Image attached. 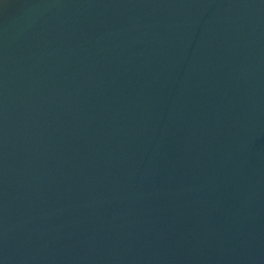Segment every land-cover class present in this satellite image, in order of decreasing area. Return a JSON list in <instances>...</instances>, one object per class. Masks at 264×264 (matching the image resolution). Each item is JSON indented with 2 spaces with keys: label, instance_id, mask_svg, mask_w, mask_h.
Here are the masks:
<instances>
[{
  "label": "water",
  "instance_id": "1",
  "mask_svg": "<svg viewBox=\"0 0 264 264\" xmlns=\"http://www.w3.org/2000/svg\"><path fill=\"white\" fill-rule=\"evenodd\" d=\"M0 264H264V0H0Z\"/></svg>",
  "mask_w": 264,
  "mask_h": 264
}]
</instances>
